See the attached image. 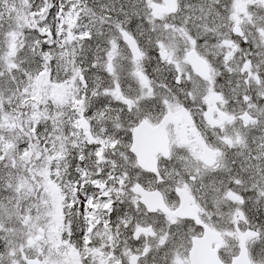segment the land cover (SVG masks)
<instances>
[{"label": "snow or ice", "instance_id": "snow-or-ice-1", "mask_svg": "<svg viewBox=\"0 0 264 264\" xmlns=\"http://www.w3.org/2000/svg\"><path fill=\"white\" fill-rule=\"evenodd\" d=\"M0 264H264V0H0Z\"/></svg>", "mask_w": 264, "mask_h": 264}]
</instances>
